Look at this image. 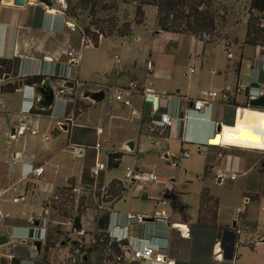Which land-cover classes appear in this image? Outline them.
Listing matches in <instances>:
<instances>
[{"label":"crops","instance_id":"obj_1","mask_svg":"<svg viewBox=\"0 0 264 264\" xmlns=\"http://www.w3.org/2000/svg\"><path fill=\"white\" fill-rule=\"evenodd\" d=\"M56 6V0H52L51 7L37 0H24L22 5L0 0V58L15 61V67L10 73L0 68V189L6 190L0 200V209L4 215L3 219L0 218V253L8 257L13 255V247L19 245L28 251L27 258L39 253L32 251L33 242L29 238L28 228L31 220L37 219L43 213L38 205L41 198L45 196L52 198L63 187L87 190L89 186L90 189L94 186L106 187L113 179L124 180V176L113 175L116 168L107 167L106 156L108 153L122 152L123 158L128 154L130 149L128 142L135 137L130 135V130L140 132V116L145 121L144 125L149 127L150 133L155 135L152 129L161 133L163 128L152 127L151 118L156 116L157 119L161 112L174 114L178 99L196 98L205 88L220 89L230 86L231 91L227 100H216L200 112L189 111L183 122L171 126L168 135L163 139L180 137L182 142L188 140L208 143L210 138L218 136L215 134L218 125L225 130L231 129L232 133L238 138L243 137L246 142L250 139L264 138V110L249 106L246 92L236 89L237 85L245 89L249 86L264 89L261 52L259 48L242 44L244 34L236 42L226 37L204 42L191 34L172 33L176 36L171 39L173 42L170 46L146 49L145 56L140 45L122 46V57L120 60L117 59L122 66L116 68V84L112 86L95 83L96 88L92 91H88L87 88L79 89L81 99L86 101L85 104L88 106L86 110L76 115L70 114L71 103L56 96L51 106L41 107L39 105L41 95L37 88L44 81H50L54 90L66 85L63 79L57 77V72L68 61L66 55L68 48L72 46L78 51L77 63L71 65L70 78L85 84V80L82 79L84 73L81 68L83 62L81 50L93 47L92 44L81 45L80 32L65 25L67 17L57 13L54 10ZM160 32L162 31L155 33ZM135 39L136 43L140 40L138 35ZM246 47L252 51L245 50ZM182 51L180 58L177 53ZM143 61L145 63L151 61L152 67L148 69L146 64L145 68L136 67V64ZM185 64L188 65L187 68ZM28 75H42L45 79L40 84H25L22 79ZM13 82L16 83L14 90L1 89L5 84ZM137 84L141 87L139 91L135 88ZM100 89L105 91V97L108 90H114L115 93L117 89H122V97L130 100V106L125 107L116 101L117 103L111 104L113 108L106 110L100 106L105 97L101 102L95 103L84 96L86 92ZM147 96L157 100V112L152 111L153 105L146 101ZM138 103H141L142 115L135 107ZM33 107L37 110H48V113L31 114L30 109ZM189 118H195L196 121L205 124V128L191 135L187 134ZM22 124L35 128L37 133L32 134L29 130L20 132ZM144 125L142 128L145 129ZM143 135L139 134L134 139L131 153L134 150H141ZM150 141L149 144H152V139ZM217 145H223V149L218 153H211L213 162L207 163L208 174H212L216 186L222 185L224 178H229V175L234 173L236 177L229 179L236 181L240 178L242 180L238 186L240 190L253 187L262 189L263 177L254 169L252 160L233 151L237 147H244L237 144H214L209 147L213 149L218 147ZM101 151L105 154L104 159L100 158ZM96 162H103L106 168L94 176L91 169ZM36 166L43 167L41 176L24 177L28 169ZM137 187L141 186L137 184ZM173 190L171 189V192ZM21 195L26 197L25 203L16 204L11 201L13 197ZM161 195L162 198L146 196L142 194L141 189L134 190L130 196L125 194L111 208L115 213L110 215V223L120 221L124 226L127 214L152 216L155 211L164 210L157 209L160 203L164 204L165 199H168L166 194ZM213 196L219 201L217 222L225 226L232 225L230 222L235 221L236 214H222L220 198ZM242 196L244 202L248 197ZM199 198L200 196L189 213L185 212L186 205L180 206L177 211L173 203L170 213L165 212V223L156 220L134 222L123 232L131 237L133 247L145 244L155 247L165 245L166 259L173 264H234L235 250L233 259L225 261L221 258L218 241L212 238L209 231L196 228L191 230L197 217ZM247 200L245 205L249 202V199ZM48 216L50 219L53 217L52 213H48ZM81 220L85 226H89L86 218L81 217ZM174 223L185 225L189 229V235L182 236ZM52 227L50 224L48 230ZM256 228L258 229L257 225ZM193 240L196 243L195 247ZM263 242L264 238L255 240L253 248ZM22 264L32 263L25 260ZM142 264L158 263L148 260Z\"/></svg>","mask_w":264,"mask_h":264},{"label":"rangeland","instance_id":"obj_2","mask_svg":"<svg viewBox=\"0 0 264 264\" xmlns=\"http://www.w3.org/2000/svg\"><path fill=\"white\" fill-rule=\"evenodd\" d=\"M248 7L249 0L222 2L217 17L216 36L213 37L211 42L219 37L229 38L232 42L238 41V38L242 37L245 32ZM79 18L80 21H75V31L80 32L81 35L82 22L85 21V16L80 15ZM156 31H158V27L156 24L155 8L148 6L145 7V24L135 27L130 36L125 38H103L100 39L96 47L83 48L81 50L83 55L81 68L84 73L82 79L85 80L83 88L92 91L96 88L94 86L95 83L112 86L116 84V68L119 69L118 67L122 66L121 63L117 62V59L120 60L122 57V46L140 45V48L144 50L145 56L146 49H155L159 46H170L172 44L173 41H171V39L176 36L175 34L170 32H160L157 34L155 33ZM136 35H138L140 39L137 43L135 39ZM209 37L210 36L207 34L203 35L204 39H208ZM242 44L244 45L243 40ZM245 50L252 51V49L248 47H246ZM177 54L178 57L182 58L183 51ZM145 64L146 63L143 61L141 64H136V67L145 68ZM185 65V68H187L188 65ZM135 88L139 91L141 87L137 84ZM108 91L105 99L101 103L102 105L100 104V106H103L102 108L106 110L113 108L111 104L117 103L114 99V90ZM80 96L79 90L74 95L77 112L84 111L88 107L87 104H85L86 101H83ZM140 104H136L135 107L139 109L140 115H142ZM132 109L131 107V110ZM74 111L75 108H72V114H74ZM129 117L132 116L129 115ZM195 122V118H189V127L186 130L187 134L190 133L191 135V133L196 132L192 127V124ZM139 123L141 125V129H139L140 132L138 130L132 131L131 129L130 135L135 137L129 141H134L139 134H144L143 137H141V150H134L133 153H131L128 147V154L122 158L119 166L113 171V175L123 177L124 170L127 166L134 170L136 179L133 182L121 181L122 186H125L127 190L125 192L122 191L119 193L118 197L111 198L110 200L109 194L104 195L102 197L103 204H101L103 209L95 210L97 207L94 203L93 189H90V186L87 187V190L83 189L76 193H72L70 187H63L57 191L58 199H54L48 204L52 208L49 213H52L53 217L51 218L54 219L53 221L66 220L67 218L73 219L75 216L79 215L82 219L86 218L89 222L92 216H98L106 212L108 208H112L114 203L119 201L125 194L126 196H130L134 190L138 191L140 189L142 190V194L146 196L162 198V193L168 196V199H165V203H160L157 209H164L166 213H170L173 203H175L177 211L180 209V206L186 205L185 212L189 213L196 199L200 196V192L204 187L203 185H208L209 193L219 196L220 198L222 214H236L233 230L236 232L238 240L236 242L237 247L235 248L234 264H264V242L256 244L254 248H251L255 240L264 238V195L262 194L261 187L240 190L238 188V186H240L239 183L242 182L240 178L236 181L224 178L222 185L216 186L213 183L212 174H208V171L204 173V167L205 165L208 167L207 163L213 162L211 153L220 152V149H223L222 146L217 145L218 147L211 149L206 142L198 143L188 140L182 142L180 141V137L165 140L163 139L164 136L158 137L152 135L149 127L144 125L145 121L141 116L139 117ZM142 125L145 126V129L142 128ZM150 139L153 141L152 144H149V142H151ZM253 141H255V143ZM221 142L225 145L237 144L244 147H237V149L233 151L248 156L254 164V169H260V164L264 162V138L258 140L250 139L246 142L243 137L238 138L235 133H232L231 129L227 128L226 130L224 129L221 135ZM181 152H187L189 157L179 158ZM165 154L167 156H165ZM100 158H105V154L102 151L100 152ZM174 160H176L175 163H173ZM148 173H153L156 176V181L152 182L146 180ZM137 184L141 187H137ZM171 189L174 190L171 192ZM94 192H96V190H94ZM254 192L257 193L258 198L256 200H249L248 204L244 205L242 195L249 196ZM99 194H101V191ZM173 195L175 196V201ZM238 207H243V210L237 212ZM230 223L232 224V221ZM50 224L53 225V227L48 230L47 238L40 248L41 252L39 251L38 254L32 255V258H27L28 251L26 248L20 245L14 246L13 255L10 257L1 255L0 253V264H22L25 260L31 261L32 264H73V258L77 260L78 256L74 251L76 247L70 244L72 240L67 236L66 231L60 229L61 225H56L54 222H50ZM256 225L261 231L256 228ZM226 227L230 229L232 225L229 224ZM96 232L97 231L94 229L92 237L100 239L101 233ZM63 241H65L66 246H62L61 242ZM31 248L32 251H36L33 245H31ZM89 250L87 251V256L90 264H97V257L101 258V262L104 260L113 262L112 259L110 260L108 258V256L113 257L114 255L110 246H102L94 250ZM80 251L81 253L86 252V247L83 246L82 249L80 248ZM66 252L70 254V257L64 255ZM131 262L130 259H125V263L131 264Z\"/></svg>","mask_w":264,"mask_h":264},{"label":"trees","instance_id":"obj_3","mask_svg":"<svg viewBox=\"0 0 264 264\" xmlns=\"http://www.w3.org/2000/svg\"><path fill=\"white\" fill-rule=\"evenodd\" d=\"M68 9L65 15L73 18L76 22L80 21L79 16L84 15L85 21L82 22L81 35L88 36L91 44L96 47L100 38L114 37L123 38L132 34L135 27L145 24V7L151 6L155 8L156 24L158 31L170 32L175 34H191L196 38L211 42L216 36L217 17L222 2L237 0H66ZM209 35L208 39H204L203 35ZM244 45L259 48L264 54V0H249L248 18L246 20L245 32L243 38ZM15 67V61L0 58V68L10 73ZM45 79L42 75H28L22 81L25 84H40ZM52 79V78H51ZM16 88V83H7L1 87L2 90L12 91ZM70 107V106H69ZM72 108L76 110V102ZM157 112V111H156ZM31 114L48 113V110H37L34 107L30 109ZM144 117V115H143ZM158 118V116H157ZM151 119H156L151 118ZM169 128H163L161 133L152 129L155 135H168ZM232 148L234 146H231ZM222 150V148L220 149ZM122 152L108 153L106 156V165L110 169L119 166ZM207 165L204 167V173H207ZM262 177V194L264 195V162L260 164L258 170ZM133 182V181H132ZM127 188L122 186L120 180L113 179L105 187V195L109 194L110 198L118 197L119 193L125 192ZM249 200H256L257 194L247 196ZM107 201V200H106ZM219 201L217 197L209 193L208 187H203L200 192L199 206L197 217L192 224L193 229L209 231L212 238L216 241L221 239L222 231L227 229L225 225L217 222V209ZM108 218V212H103L97 216L96 226L101 228L104 226ZM80 216L75 217L76 225H79ZM234 229V228H233ZM193 232V231H192ZM237 236V234H236ZM238 237H236V242ZM126 242V241H124ZM201 243V242H199ZM198 243V246L201 245ZM193 240V246L195 247ZM253 248V246H251ZM113 257L108 258L113 262H124L123 252L116 246L111 245ZM120 258L119 260L117 258ZM97 264L101 263V258L97 257ZM88 261V260H87ZM89 264V262H88ZM131 264H140L132 261Z\"/></svg>","mask_w":264,"mask_h":264},{"label":"built area","instance_id":"obj_4","mask_svg":"<svg viewBox=\"0 0 264 264\" xmlns=\"http://www.w3.org/2000/svg\"><path fill=\"white\" fill-rule=\"evenodd\" d=\"M56 8L54 9L57 13L61 14L63 17H67L65 15V12L68 9V4L66 0H56ZM65 25L67 27L74 29L75 28V20L73 18H65ZM91 44V39L88 36H82L81 35V45L86 46ZM66 55L68 58L67 63L61 67V69L57 72V77L63 79L66 82V85L61 86L54 90L55 96L59 99H62L66 102L71 103L73 106L74 104V95L79 91V89L83 88V84L76 81L71 80L70 78V69L72 64L77 63V55L78 51L75 47H69L66 51ZM260 60L262 62V66L264 67V54H261ZM146 67L150 69L152 67V62L147 61ZM193 71V69H191ZM72 83V86H67V84ZM25 87H32L27 86ZM131 87L134 88L133 84H131ZM236 89L238 91H245L247 95V104L249 105V101L251 99H254L256 96H259L261 94H264V89L262 87L258 86H249L247 89L242 88L240 85L236 86ZM231 91L230 86H225L224 88L220 89H202L199 92L198 97L190 99L188 97H184L177 100V106L175 109L174 114H170L169 112H161L157 119H152L151 124L154 128H170L171 126L175 125L176 123L180 124L183 122L185 117H187V113L189 111L194 112H200L203 108L207 106H211L214 101L216 100H227L229 97V92ZM115 101L120 102L124 106H130L131 102L128 98L124 99L122 97V89H117L114 94ZM152 104V102H150ZM153 112L157 111V108L151 107ZM72 114V112L70 113ZM24 130H29L32 134H36L37 130L35 128H31L27 124H22L19 131L22 132ZM98 146V145H96ZM223 146V145H220ZM189 157V154L187 152H181L179 154V158ZM176 160L173 161L175 163ZM106 168V165L103 162H96L94 167L91 169L92 174L94 176H97L99 172ZM43 173V167L42 166H36L28 169L24 177L32 176V177H39ZM136 174H134V170L130 167H126L124 170V181L132 182L136 179ZM222 176V175H220ZM236 177V174L231 173L229 175L230 179H234ZM146 180L148 181H156V176L153 173H148L146 176ZM93 189V198L94 203L97 208L95 210H101L103 209V196L105 195V187H92ZM96 190V192H94ZM98 190V192H97ZM6 190L0 189V200L3 197ZM73 192H79L80 189L72 188ZM101 191V194L99 192ZM54 199H58L57 194L54 195L52 198H49L48 196H45L41 198L38 201L39 207L42 209V214L35 220H37V224L34 225L33 222L35 220H31L28 231H29V238L34 242L35 240H39L41 243L45 241L48 235V227L50 222H54V224L61 225L60 229L67 232V236L70 237V244H73V247L75 248V252L77 253V260L73 258V264H88L89 259L87 256V251L89 249H95L97 247H111L112 244H116V246L123 252L124 255V262H112L104 260L101 262L102 264H127L125 263V259H130V261H136L140 264L144 263L145 261L152 260L158 264H173L172 261H169L166 259V246H159L155 247L151 244H145L143 246L139 247H133V242L131 240V237L129 238L128 235H126L125 232H123L124 229L127 228L128 225L133 224L134 222H142L140 220L141 216H133V215H125L126 217V223L124 226L120 224V221L115 222L114 224L110 223V215L112 213H115L111 210V208H108L106 212H108V218L104 223V226L101 228H97L96 226V219L97 216H92L91 220H89V226H85L81 220L79 221V225H76L75 223V217L73 219L67 218L66 220L61 221H53L54 219H50L48 216V213L50 211L51 206L48 205L50 202H52ZM13 203L16 204H23L26 202V197L24 195L13 197L11 200ZM247 199L244 201V205L247 203ZM243 210V207H238L237 212H240ZM165 211H155L152 214V217L154 220L159 222H166V218L164 217ZM0 218L3 219V214L0 209ZM176 227L180 230V234L182 236H188L189 235V229L184 225L175 224ZM94 229L97 231L96 233H101V238L96 239L92 237V233ZM126 241V242H124ZM62 246L65 245V241L61 242ZM91 244V245H90ZM33 245V244H32ZM100 245V246H99ZM34 246V245H33ZM86 247V252L81 253L80 248ZM88 247V248H87ZM35 249V246H34ZM90 251V250H89ZM65 256L70 257V254L66 252L64 254ZM120 259L119 257L117 258ZM88 260V261H87ZM90 264V263H89Z\"/></svg>","mask_w":264,"mask_h":264},{"label":"water","instance_id":"obj_5","mask_svg":"<svg viewBox=\"0 0 264 264\" xmlns=\"http://www.w3.org/2000/svg\"><path fill=\"white\" fill-rule=\"evenodd\" d=\"M2 2H12L14 5H22L24 3V0H1ZM39 2H42L48 7L52 6V0H37ZM67 86H72V83L67 84ZM38 92L41 95L39 105L41 107L47 108L51 106L54 103L55 100V92L54 88L52 87L50 81L46 80L44 81L38 88ZM85 97L89 98L93 102H101L105 97V91L103 89H100L98 91L94 92H86L84 94ZM146 101L152 102V105L154 108L157 107V100L153 99L152 96H147ZM249 106L264 110V94H261L259 96H256L254 99H251L249 101ZM193 129L196 131H201L205 128V124L201 123L200 121H196L192 125ZM195 127V128H194ZM216 134L220 135L222 128L221 126L216 127ZM211 139V138H210ZM210 139L208 140L209 145H214L209 143ZM128 147L130 149H133V141L128 142ZM140 220L142 222H152L154 221V218L152 216H141ZM34 225L37 224V220L33 222ZM235 225V221L232 223V227L230 229H224L222 231L221 239L218 241V247L221 251V258L225 261H231L234 257V250L236 245V232L233 230ZM33 245L36 248V251L39 252L41 248V242L39 240H35L33 242Z\"/></svg>","mask_w":264,"mask_h":264},{"label":"bare ground","instance_id":"obj_6","mask_svg":"<svg viewBox=\"0 0 264 264\" xmlns=\"http://www.w3.org/2000/svg\"><path fill=\"white\" fill-rule=\"evenodd\" d=\"M223 132H224V129H222L220 135H218L217 137L212 138L210 140V143L211 144H222V142H221V135H222Z\"/></svg>","mask_w":264,"mask_h":264},{"label":"clouds","instance_id":"obj_7","mask_svg":"<svg viewBox=\"0 0 264 264\" xmlns=\"http://www.w3.org/2000/svg\"><path fill=\"white\" fill-rule=\"evenodd\" d=\"M216 134V133H215Z\"/></svg>","mask_w":264,"mask_h":264}]
</instances>
